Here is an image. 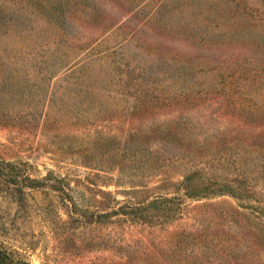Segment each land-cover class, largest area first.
Segmentation results:
<instances>
[{"label": "rangeland", "instance_id": "374dc122", "mask_svg": "<svg viewBox=\"0 0 264 264\" xmlns=\"http://www.w3.org/2000/svg\"><path fill=\"white\" fill-rule=\"evenodd\" d=\"M0 159L31 264H264V0H0Z\"/></svg>", "mask_w": 264, "mask_h": 264}, {"label": "trees", "instance_id": "16d2710c", "mask_svg": "<svg viewBox=\"0 0 264 264\" xmlns=\"http://www.w3.org/2000/svg\"><path fill=\"white\" fill-rule=\"evenodd\" d=\"M25 166V165H23ZM16 162L3 161L0 159V188L13 193L16 198H20L25 188H37L40 183L35 178L30 177L26 169ZM187 181H183L185 184ZM65 191H61L63 194ZM66 194V193H65ZM186 197L201 196L204 194L203 188L194 189L185 186ZM177 196L167 197L157 195L149 201H139L137 203H123L120 207L112 209L111 213L132 216L145 223L164 222L177 217L181 213V206L176 199ZM0 264H31L16 255L14 251H9L0 246Z\"/></svg>", "mask_w": 264, "mask_h": 264}]
</instances>
